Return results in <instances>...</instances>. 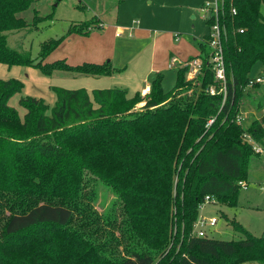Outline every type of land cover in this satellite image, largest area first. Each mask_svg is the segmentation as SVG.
Returning <instances> with one entry per match:
<instances>
[{
    "label": "trees",
    "instance_id": "1",
    "mask_svg": "<svg viewBox=\"0 0 264 264\" xmlns=\"http://www.w3.org/2000/svg\"><path fill=\"white\" fill-rule=\"evenodd\" d=\"M32 2L0 0L1 64L34 67L45 76L59 70L95 77L120 72L110 61L74 67L63 61L43 63L59 39L45 41L38 60L11 48L5 31H22L41 20L37 11L31 23L20 18ZM120 2L105 3L102 15L116 14ZM262 5L264 0H223L217 20L224 29V83L215 76L208 34L197 43L199 53L175 70L172 89L163 87L162 73H155L144 96L116 86L98 88L92 97L85 89L52 86V106L21 96L20 116L9 100L22 91V83L0 80V211L7 206L10 212L0 221V264H154L157 251L145 242L157 240L152 227L161 232L169 211L185 222L182 232H188L206 195L236 204L253 157L261 155L253 143L264 149V113L246 129L236 121L248 82L264 69ZM213 22V17L207 20L208 25ZM77 26H70L68 33L87 34L102 28L103 21L95 15ZM196 59L198 73L187 80L188 64ZM191 87L192 95L185 96ZM139 103L144 104L136 113ZM87 172L105 182L117 198L102 216L93 211L98 189ZM85 217L88 222L68 228L74 219ZM99 221L103 226L124 225L119 229L128 234L129 245L121 259H114L112 243L96 240L100 229L94 232L89 225ZM232 228L246 231L238 223ZM245 234L237 241L193 235L184 253L169 264H215L212 260L221 255L232 257L222 264H239L238 249L264 248V237ZM165 240L162 235L160 242Z\"/></svg>",
    "mask_w": 264,
    "mask_h": 264
},
{
    "label": "rangeland",
    "instance_id": "2",
    "mask_svg": "<svg viewBox=\"0 0 264 264\" xmlns=\"http://www.w3.org/2000/svg\"><path fill=\"white\" fill-rule=\"evenodd\" d=\"M79 1L33 0L28 10L20 13V18L28 24L37 13L41 20L36 26L34 24L23 26L22 31H5L8 34L9 46L29 53L33 59L38 60L41 45L50 39H59V45L50 51L43 63L63 61L74 67L83 63L103 64L110 61L113 67L120 69V72L95 77L59 70L53 72L51 76H45L34 67H8L0 63V80L16 79L22 83V91L9 100L11 106L19 109L20 116L24 111L17 104L21 96L35 97L49 107L52 106L56 99L52 86L70 90L85 89L91 97L94 90L113 86L126 89L130 93H139L150 81L153 71L160 68L161 72L156 73H162L163 87L172 89L176 81L175 70L186 64L189 57H195L199 53L197 43L210 31V25L207 24L209 11L205 6L213 8L216 2V0H122L117 6L116 17L111 12L103 13L102 28L91 30L87 34L68 33L70 26L79 27L77 25L90 20L92 18L90 16L102 12L105 3L111 5L110 2L116 0H81L84 4H79ZM35 11L37 12L34 13ZM260 13L264 18L263 5ZM172 56L175 61L172 60ZM190 64L191 67H196L194 62ZM168 65L171 67L168 68ZM256 70L258 71L257 68ZM261 72L264 73L263 68L256 75ZM193 74V70L189 71L186 75L187 80L192 79L195 76ZM193 88L185 89V96H191ZM148 92L149 87L148 91L141 92V95L144 96ZM246 92L239 109L244 129L252 120L264 113V83L260 84L258 89L250 88ZM259 100L261 101L258 107ZM143 104H137L134 112H140ZM261 145L264 148V137ZM260 154L253 157L252 168L241 185L236 204L215 202L206 204L201 211L206 217L217 218L215 227L206 230L208 238L237 241L243 239L246 231L255 237H264V169L259 170L260 168L256 167L264 165V149ZM87 178L94 180L90 182L91 185H97L98 198L93 203V211L96 215L102 216L112 203L117 202V198L110 188L104 187L105 182L100 178L95 181L98 177L89 172ZM9 214L7 206H4L0 211V221ZM117 220H120V216ZM88 221V217L74 219L68 228L74 229L80 222ZM159 221L163 222L162 219ZM102 223L105 222L99 221L89 226L94 232L95 229H100L95 235L96 240L112 243L109 250L114 251V259L119 260L125 256L129 245L125 242L128 234L119 229L124 225L114 227L111 224L103 226ZM236 223L246 231L244 233L234 231L232 226ZM155 225H158L157 222ZM184 225L185 222H179L177 214L171 210L164 219L161 232L157 227H152L154 237H158L157 240L143 241L149 245L150 250L157 251L153 256L154 264L166 262L169 264L171 260L175 261L184 253L187 240L194 235L192 226L190 231L182 232ZM162 235L166 237L165 243L160 242ZM226 259L232 257L221 255L220 259L212 262L222 264ZM235 261L239 264H264V248L255 246L252 249H238Z\"/></svg>",
    "mask_w": 264,
    "mask_h": 264
},
{
    "label": "built area",
    "instance_id": "3",
    "mask_svg": "<svg viewBox=\"0 0 264 264\" xmlns=\"http://www.w3.org/2000/svg\"><path fill=\"white\" fill-rule=\"evenodd\" d=\"M223 7V0H216L215 2V7H209L208 5L205 6L206 9H208V19L210 17L214 18V22L210 25V31L208 33L209 36V40H208V45L211 49V62L213 63V67L215 70V76L217 78V80H222V82L224 83L225 81V65H224V61H223V55H222V45H221V38H222V34L224 33V29L218 24V20H217V16H218V11L221 10ZM205 11V10H204ZM235 11L232 9V13H234ZM207 19V20H208ZM120 35V34H119ZM197 61H199L198 59L193 60L192 62H194V64L196 65V67H191L192 62H190L188 65L190 66L189 71L194 72L195 76L198 73L199 67H200V61L197 63ZM171 67V66H169ZM193 74V75H194ZM264 83V73L261 72V74L255 75L249 82L247 85V89L252 88L255 84H263ZM223 91V99L225 98V94H226V90H225V86H223V88L221 89ZM209 93L213 94L214 90L213 88L209 89ZM241 114L240 111L236 117V121L237 123L241 124ZM248 139H250V137L248 135H245ZM250 141H252L250 139ZM253 149L255 152L258 153H262V148L258 145H256L255 143H253ZM215 200L214 198L206 195L203 199V202L200 204L199 206V214L197 216V219L195 220V222L193 223V233L195 236L197 237H206L207 233L206 230L210 229V228H214L215 225L217 224V218L210 216V217H206L203 215V213L201 212L203 210V208L205 207L206 204H214Z\"/></svg>",
    "mask_w": 264,
    "mask_h": 264
},
{
    "label": "crops",
    "instance_id": "4",
    "mask_svg": "<svg viewBox=\"0 0 264 264\" xmlns=\"http://www.w3.org/2000/svg\"><path fill=\"white\" fill-rule=\"evenodd\" d=\"M121 1H122V0H121ZM110 3H112V4L114 3V4H115V1H111ZM79 4H81V0L79 1ZM89 4H90V2H89ZM112 4H111V5H112ZM114 4H113V5H114ZM111 14H112L114 17H116L117 12H116V14H114L113 11H111ZM95 15H97V16L99 15V17H100V15H101V17H102V12H100V13H98V14L95 13L94 15H92V16H90V17H93V16H95ZM101 19H102V18H101ZM102 21H103V20H102ZM117 34H119V33H117ZM172 60L175 61V59H173V56H172ZM169 66H171V65H168L167 67L170 68ZM115 68H116V67H115ZM172 68H173V67H172ZM117 69H118V68H117ZM118 70H120V69H118ZM160 70H161L160 68H157L156 71H153V72H154V74H155L156 72H161ZM115 74H116V73H115ZM115 74H113V75H115ZM117 74H118V73H117ZM113 87H114V86H113ZM116 87H117V86H116ZM146 91H148V84H146V85L141 89V92H143V93H145ZM129 93H130V92H129Z\"/></svg>",
    "mask_w": 264,
    "mask_h": 264
}]
</instances>
